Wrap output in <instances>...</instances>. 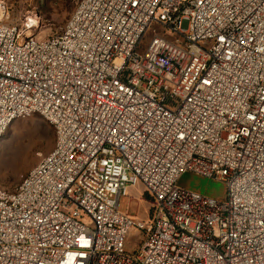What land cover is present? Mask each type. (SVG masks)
<instances>
[{
	"label": "built area",
	"instance_id": "1",
	"mask_svg": "<svg viewBox=\"0 0 264 264\" xmlns=\"http://www.w3.org/2000/svg\"><path fill=\"white\" fill-rule=\"evenodd\" d=\"M38 27L0 0V141L34 115L56 134L0 187V264H264V0H79L59 34ZM138 183L134 224L118 208Z\"/></svg>",
	"mask_w": 264,
	"mask_h": 264
},
{
	"label": "rangeland",
	"instance_id": "2",
	"mask_svg": "<svg viewBox=\"0 0 264 264\" xmlns=\"http://www.w3.org/2000/svg\"><path fill=\"white\" fill-rule=\"evenodd\" d=\"M2 1L9 9L10 23L15 26H22L28 18L37 16L39 27L31 33L39 38L59 34L79 2V0ZM149 39L150 37L147 41ZM55 140L53 126L41 116L34 115L16 120L0 141V187L6 191H14L29 171L51 153ZM178 186L216 200H224L227 196L225 183L192 172L181 175ZM146 195L147 190L141 183L129 186L127 195L120 199L119 213L129 215L134 224L147 221L153 201ZM84 222L91 225L88 218H84ZM141 242V232L132 228L128 234L126 250L129 253L139 251Z\"/></svg>",
	"mask_w": 264,
	"mask_h": 264
},
{
	"label": "trees",
	"instance_id": "3",
	"mask_svg": "<svg viewBox=\"0 0 264 264\" xmlns=\"http://www.w3.org/2000/svg\"><path fill=\"white\" fill-rule=\"evenodd\" d=\"M8 12H9V9H8ZM150 200H152V198L149 196V194L147 193L146 195Z\"/></svg>",
	"mask_w": 264,
	"mask_h": 264
}]
</instances>
